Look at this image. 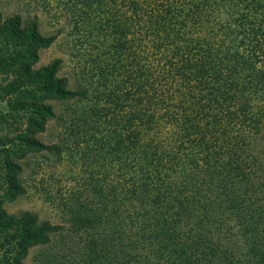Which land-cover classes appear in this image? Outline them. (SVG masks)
<instances>
[{"label":"trees","instance_id":"16d2710c","mask_svg":"<svg viewBox=\"0 0 264 264\" xmlns=\"http://www.w3.org/2000/svg\"><path fill=\"white\" fill-rule=\"evenodd\" d=\"M56 1L98 82L37 68L58 35L0 11V264L56 235L57 264H264V0ZM69 101L71 227L9 214L18 161L62 154L37 135Z\"/></svg>","mask_w":264,"mask_h":264},{"label":"rangeland","instance_id":"374dc122","mask_svg":"<svg viewBox=\"0 0 264 264\" xmlns=\"http://www.w3.org/2000/svg\"><path fill=\"white\" fill-rule=\"evenodd\" d=\"M0 11L3 17L19 15L26 26L36 21L38 32L44 37L58 35L49 47L39 51L37 68L60 60L58 76L67 77L68 87L73 90L82 87L91 90L98 82V78L90 73L92 52L82 50L87 47L80 46V37L73 23L66 19L65 12L56 0H0ZM85 72L89 73L86 75ZM81 104L86 102L82 101ZM52 106L56 117L47 122L45 132L37 135V139L43 144L59 145L63 152L58 156L46 152L29 153L26 158L18 161L22 167L19 182L25 193L12 201L6 200L4 207L9 214L18 216L30 212L40 220H48L67 228L71 227L75 217L73 210L65 204L74 195L75 179L76 176L80 177L77 173L81 166V156L75 137L70 134L71 128L59 119V115L70 114V109H74L77 103L54 102ZM6 107L0 102V111L6 110ZM8 130L14 131V126ZM0 194L3 193L0 191ZM64 249L59 235L53 236L49 246L31 248L23 263L57 264L53 262V257L61 255Z\"/></svg>","mask_w":264,"mask_h":264}]
</instances>
